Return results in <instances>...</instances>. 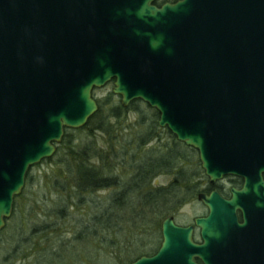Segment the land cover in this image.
I'll use <instances>...</instances> for the list:
<instances>
[{"label": "water", "instance_id": "obj_1", "mask_svg": "<svg viewBox=\"0 0 264 264\" xmlns=\"http://www.w3.org/2000/svg\"><path fill=\"white\" fill-rule=\"evenodd\" d=\"M154 3L0 0V230L28 168L86 124L92 90L112 81L122 107L142 101L198 152L211 182H245L230 200L199 195L202 245L169 217L157 252L130 264H264V0Z\"/></svg>", "mask_w": 264, "mask_h": 264}, {"label": "trees", "instance_id": "obj_2", "mask_svg": "<svg viewBox=\"0 0 264 264\" xmlns=\"http://www.w3.org/2000/svg\"><path fill=\"white\" fill-rule=\"evenodd\" d=\"M168 1L174 0H155L154 4L160 6ZM95 101L98 109L86 124L78 129L65 128L55 153L45 160L51 168L38 181L45 184L53 196L48 208L43 210L38 206L43 202L40 199H29L28 218L23 221L22 205L29 198L28 189L34 188L36 181L31 174L34 166L28 168L24 187L14 197L12 212L0 230L3 263L15 264L14 259L19 256L25 260L26 256H31L32 264H46L52 259L66 262L68 255L78 259L79 253L90 245L104 241L112 247L131 236H145L147 227L151 226L153 236L160 241V223L171 215L179 192L183 190L185 196L193 193L196 185L187 184L190 176L200 177L204 173L195 149L184 147L165 128L163 131L172 139L171 143L159 142L144 150L147 143L157 141L156 133L160 134L159 113L155 109L140 100L130 102L126 109L112 92ZM130 109L136 114L137 127L151 129L148 127L145 135L127 131L125 134L130 132L129 135L135 137L125 141L121 126L127 123L126 112ZM98 135L106 139L107 147L97 144ZM114 139L121 143L113 145ZM130 140H135L133 147ZM186 150L190 152L184 153ZM184 164L190 169H185ZM162 173L172 176L167 186L155 184L154 180ZM99 193L107 194L100 197ZM79 207L85 210L82 214L85 220L74 216ZM67 220L76 224L69 233L60 234V224ZM52 234L57 235L56 242L49 237ZM62 235L65 240L59 238ZM158 245L150 252L139 250L135 258L121 257L119 264H130L141 256H149Z\"/></svg>", "mask_w": 264, "mask_h": 264}, {"label": "rangeland", "instance_id": "obj_3", "mask_svg": "<svg viewBox=\"0 0 264 264\" xmlns=\"http://www.w3.org/2000/svg\"><path fill=\"white\" fill-rule=\"evenodd\" d=\"M112 88H113V82L110 81L102 88L93 89L92 96H94L95 98H102L106 96L109 92H112ZM116 97H117V100L120 101V97L119 96H116ZM127 107L125 108L127 109ZM126 116H127L126 120L128 121L127 123H123V125L121 126V129L124 133L123 140L129 141L128 140L129 138L134 139L135 137L134 135H145L148 132L149 126L147 123L146 124L148 127H145V126L137 127V124H136L137 117L133 110L130 109L129 111H127ZM124 120L125 119H122L121 121H124ZM146 121L147 120L145 118L144 123ZM157 124H158V121H157ZM158 128H159L158 132L160 134H157V133L156 135L154 134L155 136H157V141H151L149 142V144L147 143L146 146L144 147V150L149 148L148 145H157L159 144V142L160 144H165V145H168L171 143L170 141H172V139H170L169 136L165 134V131H163V129L165 128H162L159 125H158ZM127 131H133L134 135H129L130 132L125 134V132ZM97 137H99L97 144L99 146L107 147L106 139L104 140L100 135H98ZM130 141H131L130 143L131 147H133V145L135 144V142L133 141L135 140H130ZM119 142L121 143V141L115 140V139L112 141L113 145H116ZM182 145L184 147H187L184 144ZM186 151L187 152L184 151V153L190 152L189 150H186ZM45 160L44 161L42 160L40 163L34 165L33 171H31V174L34 176V178L36 177V181L33 182L35 184L34 188H31V190L28 189L27 191V193L29 194V198L25 202L26 204L25 203H23V205L21 204L22 205L21 215L23 214V221L26 220V218H28L27 209H28V206L31 204V201H28L29 199L31 200V198H35L38 200L39 199L42 200L43 202H39L40 204L38 206H41L43 210H46L48 208L50 200L52 201L53 196L52 197L50 196L51 193L48 190V188L45 186V184H39V181H38L39 178L43 176L44 172L48 171L51 168L49 162H46ZM184 168L187 170L190 169V167H188L185 164H184ZM201 176H204V173H201ZM193 177H196V175L195 174L191 175L190 179L193 180ZM170 180H172L171 175L162 173L161 175H158L156 180L154 181H155V184H158V186H167ZM189 186H194V185L189 184ZM199 186H201V189H203L205 187V184H199ZM183 193H184L183 190L179 192L178 199L173 204V208L170 213L171 216H173L175 222H177L180 225L190 222L193 215L204 211L200 206H197V204L194 202L195 198L192 199L191 194H189L188 196H185ZM106 194L107 193H99L97 194V196L104 197ZM102 201L104 202L105 199L103 198ZM80 209L74 213V216H77V218L82 221V220H85L84 215H82L84 214L85 210L84 208H80ZM75 224L76 222L71 221V220H67L64 223H61L60 231L62 232L59 231V233L60 234L69 233V231L73 230ZM49 237L54 242L58 240V237L55 234H52V236L49 235ZM59 238H62L61 240H65L66 237L62 235ZM4 240H7V237H4ZM158 243H159L158 239L155 236H153V230L151 226V227H147L145 236L143 235L131 236L128 239L124 240L121 244L117 243L115 246H112V247H110L107 243H104L103 241V244H98L95 246L90 245L88 249H85L86 251L84 250L85 252L79 253L78 259H76L74 255H68V257H66L68 258L66 262L63 260H53L52 259V260L46 261V264H119V260H120L119 258L121 257H127L130 259L135 258L139 250L142 249V250H147L150 252L154 249V247L157 246ZM131 252H134V253H131ZM26 258L27 260H25L24 257L19 256L16 259V261L14 259V262L15 264H32L33 258L31 256H26ZM0 264H7V263L2 262V256H0Z\"/></svg>", "mask_w": 264, "mask_h": 264}, {"label": "flooded vegetation", "instance_id": "obj_4", "mask_svg": "<svg viewBox=\"0 0 264 264\" xmlns=\"http://www.w3.org/2000/svg\"><path fill=\"white\" fill-rule=\"evenodd\" d=\"M177 1H179V0L168 1V2H165V3H175ZM261 177L263 179L261 184H264V173H262ZM187 184L196 185L194 187L195 189H194L193 193H191L192 199L195 198L194 202L197 204V206H200L204 211L201 212V213H197V214L193 215L190 222L182 224V225H180L177 222H175L173 216H171V215L167 216L166 218L171 217L173 223L176 226H179V227H182V228L191 227L192 228V231H191V240H192V242L195 245H202L203 244V239H202L199 227H197L196 224H195V220L207 217L208 209L199 200V198H198L199 195L200 194L209 195L211 192H217L222 199L230 200V198H231V189L234 188L236 190H240L242 188L243 184H245V182H244L242 177L235 176V175H226V176H223L220 179H217V180L211 182L209 180V178L204 174V176L193 177V180L190 179ZM199 184H205V187L203 189H201V186H199ZM236 217H237V222L238 223H242L243 222L242 215H241V212L239 210H236ZM166 218H163V220L160 223V234H161V224ZM161 241H162V237L160 238L159 245L156 248V250L153 253H151L148 257L153 256L157 252V250L159 249V247L161 245ZM193 263L194 264H227L226 262L218 263L217 261H204V260L200 259L199 257H195L193 259Z\"/></svg>", "mask_w": 264, "mask_h": 264}]
</instances>
